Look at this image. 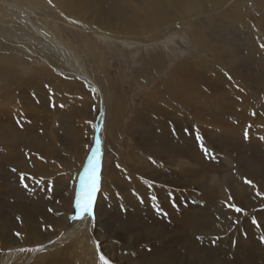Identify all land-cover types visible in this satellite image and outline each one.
I'll list each match as a JSON object with an SVG mask.
<instances>
[{
	"label": "rangeland",
	"instance_id": "obj_1",
	"mask_svg": "<svg viewBox=\"0 0 264 264\" xmlns=\"http://www.w3.org/2000/svg\"><path fill=\"white\" fill-rule=\"evenodd\" d=\"M39 1L40 2L38 4L40 10L38 11L39 13L42 12V15H40V20L42 21L43 19H46L48 17V20L50 22L46 21V23H48L50 27L49 29L56 32L58 36L61 35L64 40L69 43L70 46H74L76 48V52L80 55L82 48H80L81 50H79L78 46H87V48H85L82 52L83 60L87 68L91 69V73L95 76L97 83L101 87L102 93L106 95V100L103 105L104 118L106 119L104 128L100 130L99 134H94L93 132L92 138L86 137L85 134L86 132H88V130H91L87 122V125H85L86 127H88V129H86L87 131L85 130L86 127L84 126L82 127L84 131L81 128L78 129L81 134L82 132L84 133V137L82 135V139L86 142H91L89 150L86 153L87 155L85 154L86 156L84 163L81 166V174L83 173V169L87 164L88 157L92 155L93 149L96 148L97 138L101 143V150L99 149L98 154L100 157V183L102 181V167L106 161L105 155L107 152V144L111 145L112 143H114L117 146L118 151H108L109 154L111 153L110 157L117 156L118 160L120 159V162L123 159V167H126V159H128L127 150L131 149L133 141L131 140L130 133H126L125 131L120 133L115 129V127L108 129L109 118L110 115L113 114L118 115L121 119V116L125 114V120L128 123L129 120H131L137 113L142 110V104L147 100L156 101L155 104L158 107H161V109L158 110L156 108L155 110L154 108L151 114L152 117L148 115V117L146 118V123H144V126L141 127L138 132L144 135L146 141H148L151 145L153 144L152 146H154V144L156 146L159 145V149L157 150L161 154L178 156L175 163L171 162L170 165H167L168 167L166 166L168 168L167 171L163 170L153 161H149V163L144 161L136 162L139 164H136L138 168H140L141 166L142 169H147L151 173L154 172L152 175L153 178L150 177V179H152L153 181V183H151V188L153 191L151 195L156 198L155 200L152 199L151 195L147 194V190L143 191V193L145 194H142L143 196L141 195L140 199L134 197L133 195H131L129 188H127L128 186H125L127 185L125 183H123L122 188L127 194L126 200L128 204L126 203L124 205H119V203H117L116 205L113 204L114 206H111L109 203L103 202L104 198L102 200L100 198V207H102L106 211L109 217V221L105 226L107 230L116 228L120 225L124 229H128L132 232L134 231L136 233H139L144 231L151 236V238L149 237V241L135 243H125L121 240L112 238L104 240V238H102V244L103 246H106V250L113 254H118L119 256L125 257L126 260L131 262L132 264H188L193 262L194 260L192 259H194L195 257L197 260L201 259L202 257L201 264H264V214H262L264 213V205L262 204V201L264 203V198H260L261 189H257L258 191L252 189L253 184L247 182L248 176L245 175L247 172L246 166L254 165L257 168L261 167L262 169H264V124H262L264 122V55H262L261 58L256 53L253 54V52H251L245 44L243 45V38L241 37L242 35H240L237 30H227L220 28L202 32V35L204 34L203 36L209 44L213 42V44L208 45L211 47H206L205 49L197 51L196 49H194L191 41L189 42V40H185L183 43L186 46V51L182 49L181 56L174 60V62L172 63L173 65L163 67L164 64H160L161 66L157 67L158 71L152 72L151 68L147 64L148 61L145 58L146 56H148L149 58V55L151 56L152 53L160 51L159 46L155 45V43H159V41H155V43L153 41L148 42L149 46L145 42L140 43L137 46L135 45L134 47L123 46L118 42L116 43V41L113 42L111 40H106L105 38H99L93 32L95 30L92 27H83L81 24H79V27L75 26L74 21L70 19L71 17L69 18L67 15L57 14V12L50 6V4H47L46 0ZM103 1L106 5L107 1L109 2L107 5L109 8L110 5L113 6V4L115 3L112 0H99L100 4L102 3L100 5L101 8H103V10L105 11H107V6L103 3ZM111 1L114 3L112 4ZM165 1L167 3V0ZM246 5L247 6H245V8L248 9L250 21L253 22L257 27H259L264 20L263 6H259L250 0ZM83 10L85 9L83 8ZM84 12L86 14V11H83V13ZM142 16L143 15L141 13L140 21L143 19ZM54 22L57 23L54 24ZM213 31L214 33H212ZM187 32L189 33L188 30ZM214 34L218 35H215L216 37H214L212 36ZM209 35L211 37H209ZM219 35H221V37L218 38ZM225 41H231L232 43H227ZM10 45L11 44L1 43L0 40V94L5 91V88H7L9 79L11 80L13 78H16L20 80L25 78L26 76H29L26 70H30V67L28 66H30L29 64H31L32 61L44 63L42 59L46 58V60L48 59V62L53 64L54 67L63 65L65 68H68L67 64L63 62L62 58H58L57 56H55V54L52 55L49 52H46L45 50H43V48L41 49V47H39L35 41L31 42V46L29 45L30 47L28 46L32 50L37 51V54L35 53V55L29 54L24 48L20 49L19 47H10ZM216 45H219V47L223 49V54H219L220 56L214 55L211 51L215 48ZM4 47H6L7 49H4ZM226 48L228 50H226ZM229 51L230 53L228 54ZM11 54L12 57L9 58V55ZM195 58L204 59L208 64H210L211 67L213 66L212 68L215 70L216 75L214 77H211L206 73L200 76L199 78L206 79L199 80L198 78V82H196L197 86L192 89L196 92L192 91L190 87L184 83L183 85L181 83L178 85L175 84V90H173L171 87H168L167 85H169L170 83L166 80L168 79L169 73L171 71H174V66H176L177 64H181L183 61L187 62L188 60L191 61V59L193 60ZM234 58L236 59L234 60ZM26 60H28L29 63L26 62ZM238 63H240V65H238ZM32 64L34 66L36 65L35 63ZM240 66L242 67L241 71L244 70L242 72L244 75H242L238 71V67ZM247 66L249 68L252 67V70ZM160 68L163 69L161 70ZM51 69L54 72L55 68L52 67ZM165 69L167 72H169L168 74H164ZM247 72L252 74V76L250 74H247ZM70 78L72 77L70 76ZM72 79L75 78L73 77ZM205 81L208 82L206 83ZM241 81L244 83H242ZM16 85L18 84H15V88ZM240 85L243 87H241ZM30 86L31 87H28V90L26 91L27 94L25 93V87V89L22 90L21 95L26 97L29 96L30 101L34 103L35 108L37 107V109L35 110L40 109V113L34 116L31 119L32 121L29 119L24 124L19 123L17 118L18 116H14V118H16L14 123H12L11 121L0 122V133L3 131L6 133L8 132L7 134L10 135L18 133L17 135L22 139H17V144L7 143L10 148L7 147L8 150L5 149L6 151L3 150L6 143L3 142L5 145L0 144V228L1 224H6V232L10 236V239L12 238V241H21V235H17V233L19 232L17 230L15 231V229L21 227V218L28 219L31 222L34 232H38L40 237L44 238V235L51 234L50 231L45 230V227H43V225L40 223V220L41 218H46L47 216L52 217L54 212L56 211L55 207L59 206L61 200L67 199V193L70 185L69 182L71 181V179H73V175L76 173L73 169L69 170V181H66L63 184L62 181L57 179V185L55 184V181L53 182V184L47 183V186H45V190L42 186L39 185L34 190L35 192L31 191L32 189H30L33 186L32 184L26 182L24 184L27 185V187H25L23 182H21V179L17 176L16 171L19 168L26 169L30 168L31 165L35 167V163L32 162L33 158L30 155V152H32V147L27 145V141H31L29 140V137H39L42 129H44L43 126L45 125L48 130L51 131L52 129L53 136L60 138H62V136H65V132L61 130V122H55L58 118L56 116L58 115L57 112H60V105H58L59 103L51 102L52 96L50 95V92L48 90L42 91V89H40L38 93H36V88H34L35 85H33L34 87L32 85ZM81 89V92H84L87 99H89V103L84 108L80 107L79 104L78 107L76 106L77 108L75 109V111L78 112L77 115H79L81 112L84 113V111L91 114L95 111L96 97L93 91L88 89L87 87L82 85ZM242 90L244 93L242 92ZM197 91L203 93L206 96H215L214 103L212 102L213 104H211L208 109L203 108L202 110L204 116H207L209 118V121L215 126L214 128H209L208 131L206 128L207 126H204V124H200L201 133L199 132V134H202V138H206V142L203 145L206 151L201 147L202 144H199L196 133L194 135L191 131L188 130L186 134L184 133V129H186V127L188 129L191 128V120H198L196 119L197 117H186V114L190 113V116H192V113H194L192 109L193 107L195 108L196 98L199 97L196 96ZM239 92L241 93L239 94ZM190 94L192 97L190 96V98H188V95ZM150 95H154V97H152L153 99L150 98ZM177 99L178 103H176ZM175 105L177 108L175 107ZM163 107L167 112V117L164 121L160 122L162 116L160 115L159 117V112L162 113ZM248 110L250 112L254 111L255 114L252 116L248 115ZM260 111L262 113L261 116H263L262 118L260 117V122L263 127L260 131L261 136H253V134H256V131H253L252 128H257V126H253V123L259 117ZM178 113L181 117L182 115H186L184 116L185 118L183 119L182 124L184 128L182 126H179V123V128L176 125L177 119H175V116L177 118ZM156 115L158 116V118ZM248 117L251 118L252 122ZM71 119H73L72 116ZM185 119H187L189 123H185ZM174 122L175 124H173ZM173 125H175L176 129H181L180 133L183 136L182 139L191 138L192 140L187 141L183 145H181V143L177 144L176 141L172 140L174 139ZM249 132L252 133L249 134ZM188 133H190L192 136H190V134L188 135ZM245 133L249 135H247L246 137ZM70 135H66V141L73 143L72 141H69L71 139ZM210 144H212V146H210ZM84 146L85 144L78 150L83 152ZM53 149H56V145L53 147ZM207 150L211 154H209ZM69 159L70 157L67 156V160ZM71 161L73 162V159ZM243 164L245 165L244 173L240 169L241 165ZM154 165H156L157 167ZM128 169L131 171V166H129ZM178 171L185 172V174H183L182 176V174L180 173V175ZM59 172H62V170ZM214 175L215 177H213ZM80 176L81 175L79 174L77 182ZM163 176L169 181L180 180V182H184L188 180V178H193L199 180L200 184L202 185L199 186L200 184H196L194 186V191H192V193L190 194L187 193V195L186 192H183L184 189L182 187H175L174 185L169 183H163V185H160L158 179L163 178ZM261 181L264 182L262 179ZM253 182L256 183V181ZM232 189L233 191H231ZM235 194L238 196L242 194L241 196H243L245 200L247 199L248 202H250L252 205L250 204V206L249 204L247 205V203H244V199L240 200L242 202L241 205L233 204L236 198L234 197ZM255 197L258 199H254ZM253 202H255L257 206ZM253 204L255 206H253ZM233 205L235 207H233ZM97 206L98 204H96L95 208L93 209V220H95V214H97ZM236 208H240L241 211H236ZM220 210L224 211L221 212ZM75 214L76 212L73 211L69 213L70 223H72L73 220L76 221V218H74ZM175 217L177 220L175 219ZM247 221L249 224L247 223ZM224 226L227 227L228 230H226ZM105 228L101 229L100 235L106 234L107 230ZM86 233H88V231H86V228H84L82 233L83 237L81 235H77L71 238L70 250L71 252H73V254L70 253V256L72 254L73 260H76V262L74 263L73 261H70L67 264H77L78 261V264H101L99 260V256L101 254H98L97 257L93 260H89L87 257H85L89 253L90 246L93 242L92 240L94 239L93 234H91V236H87ZM218 240H220V242H218ZM82 245L83 247H81ZM122 248L123 250H121ZM48 250L49 252H54V244L53 247L49 248ZM81 250H83V252ZM174 250L176 251V253ZM22 251L19 252L18 256H16L17 258H19L11 260L10 264H27V262L28 264H36L33 261L31 262L30 260L34 252L33 248L25 249L23 252ZM26 253L28 254L26 255ZM78 253H80V258L78 257ZM37 255H42V251ZM107 259L111 262V264H120L114 259ZM59 261H61L62 263L56 262V264H65V262L62 261L61 257H59ZM38 262L41 264H48L47 262L40 260Z\"/></svg>",
	"mask_w": 264,
	"mask_h": 264
},
{
	"label": "bare ground",
	"instance_id": "obj_2",
	"mask_svg": "<svg viewBox=\"0 0 264 264\" xmlns=\"http://www.w3.org/2000/svg\"><path fill=\"white\" fill-rule=\"evenodd\" d=\"M46 1H47V4H50V6L57 12V14L67 15L69 18L71 17L70 19L72 21H74L75 26L79 27V24H81L83 27H89V28L92 27L95 30L93 32L99 38L100 37L105 38L106 40H111L113 42L116 41V43L118 42L119 44H122L123 46H129V47H134L135 45L137 46L140 43H144V42L147 43V45L149 46L148 42L153 41L155 43V41H159V43L156 42L155 45L159 46L160 51H158L156 53H152L151 56L149 55V58H148V56H146V58H145V59H147V61H148L147 64L151 68L152 72L158 71L157 67L161 66L160 64H164L163 67H168V66L173 65L172 63L174 62V60L176 58H178L179 56H181L182 49L184 51H186V48H185L186 46L183 43L185 40H189V42L191 41L194 49H196L197 51L205 49L206 47H211L208 45L213 44V42L211 44H209L207 42V40L205 39V37L203 36L204 34L202 35V32H207L210 30H215V29H220V28L227 29V30L228 29L229 30H232V29L237 30L238 33L240 35H242L241 37L243 38V45L245 44L246 47L251 52H253V54L256 53L261 58H262V55H264V47H262V45H264V36H263V34H264V20H263V23L259 27H257L253 22L250 21L248 9L245 8V6H247L246 4H248L249 0H167V3L165 0H138V3H137V0H132V1L131 0H112L115 3L111 1L112 4L113 3L114 4H113V6L109 4L110 8L107 6L109 2L107 1V5H106L103 1V3L107 6V11H105V10H103V8H101L100 5L102 3L100 4L99 0H92V1L91 0H46ZM250 1H253L255 4H257L259 6H263V8H264V0H250ZM39 2H40L39 0H0V40H1V43L11 44L10 47L11 46L17 47V48L19 47L20 49L24 48V49H26V52H28L29 54L35 55V53L37 51L29 48L31 46V42L35 41L36 44L39 47H41V49L43 48V50H45L46 52H49L52 55L55 54V56H57L58 58L59 57L62 58L63 62L67 64L68 68H65L63 65L59 66V67H54L53 64L48 62V59L46 60V58H43L42 60L44 61V63L32 61V63H35L36 65L34 66L32 63H31L32 65L29 64L30 66H28V67H30L29 68L30 70H26L27 74L29 75L28 77L26 76L25 78L20 79V80L16 79V78H13L11 80L9 79L8 86H7V88L8 87L9 88L8 89L5 88V91L2 92V94H0V100L2 102V103L0 102V122L11 121L12 123H14L15 119H16V118H14V116H18L17 117L18 121H19V123H22V124L26 123L27 120H29V119L31 120L34 116H36L37 114L40 113L39 112L40 109L35 110V109H37V107L35 108V105L32 101H30L29 96L26 97V96L21 95L22 90H24L26 87V89H25V93H26V91L28 90V87H31L30 85H32V86L35 85V87L34 86L33 87L36 88L35 89L36 93H38V91L40 89H42V91L48 90L50 92V95L52 96L51 102L59 103L58 105H60V112H57L58 115H56V116L58 118L55 122H57V123H58V121L61 122V124H60L61 130L63 132H65V134H64L65 136H62V138L55 137V136H53L52 129L50 131L47 129L46 125L43 126L44 129H42V132L40 133L39 137H36V136H35V138L29 137V140H31V141H27V145L32 147V152H30V155L33 158L32 162L35 163V167L31 165L30 168H26V169L19 168L16 171L17 173L16 172L15 173L21 179V182H23V184L26 182H29L30 184L33 185L32 188H30V189H32L31 191H33V192H35L34 190L39 185L42 186L44 190H45V186H47V183L53 184V182L55 181V184L57 185V179L62 181L63 184L66 181H69L70 180L69 175H68L69 170L73 169L76 173L73 175V179H71V181L69 182L70 183L69 190H68V193L66 192L67 196H68L67 199L61 200L59 203V206L55 205L56 211L54 212L52 217H50V216L46 217V215H45L46 218H41V220H40V223L43 225V227H45V230L50 231L51 234L44 235V238L40 237L38 232L37 233L34 232V229L31 225V222L26 218H24V219L21 218V221H20L21 227L18 229H15V231L17 230L19 232V234L21 235V237L19 236L21 238V241L20 240L19 241H16V240L12 241V238L10 239V236L6 232V229H5L6 224H1V228H0V260L1 261H0V264H10L11 260L17 258L16 256H18L19 252H21L22 250L24 251L25 249H32V248L34 249V252H33L32 256L30 254V256H31L30 260H31V262L33 261L36 264H41L38 262L39 260L47 262L48 264H56V262H61V261H59V257H61L62 261H64L65 264H67L70 261L71 262L73 261L75 263L76 260H73V257H72L73 252H71V250H70L71 238H73L77 235L82 236L84 228H86V231H88V233H86L87 236H91V234L94 235L93 236L94 239L92 240L93 241L92 245L90 246V251L87 254V256L84 255L85 257H87L89 260H93L97 257L98 254H103L104 256H106V258L114 259L117 262H119L120 264H132L131 262L127 261L125 257L119 256L118 254L116 255V254H113V253L107 251L106 246H103V244H102L103 243L102 238H104V240L108 239V238H112V239L121 240L125 243H130V242L135 243V242L149 241V237L151 238L150 234H147V232H144V231L139 232V233L138 232L136 233L134 231L132 232L128 229H124L120 225L116 228L107 230L105 228V226L107 225V223L109 221V217H108V214L106 213V211L102 207H100V203H101V200L104 198L103 202H107L111 206H114L117 203H119V205L120 204H122V205L126 204L127 203V200H126L127 194L125 193V191L122 188L123 183L127 184L125 186H128L127 188H129L131 195H133L134 197H137L138 199H140V196L142 194H145V193H143L144 190H147L148 191L147 194H149V195H151L153 193L152 188H151V183H153V181H152V179H150V177H152L154 172L151 173L147 169H142L141 166H140V168H138L136 166V164H138V163H136L137 161L138 162L144 161V162H148V163H149V161H153L155 164L160 166L165 171L168 170L167 165H170L171 162L175 163L177 161L178 156L161 154L157 150V149H159V147H158L159 145L156 146L154 144V146H152L153 144L151 145L148 141H146V138L144 137V135H142L141 133L138 132L139 129L144 126V123H146V118L148 117V115H150L152 117L151 114H152L153 109L155 108V110H156V108H157L158 110H160L161 107H158L155 104L156 101L147 100V101L143 102L142 110L139 113H137L131 120H129L128 123L125 120L126 119L125 114L121 116V119L119 118L118 115H113V114L110 115L108 129L115 127V129L118 130L120 133H122L124 131L126 133H130L131 140L133 141L131 149L127 150L128 151V154H127L128 159H126V167H123V164H122L123 159L120 162V159L118 160L117 156L114 155L115 157H110L111 153L109 154L108 151H110V152H111V150H117L118 151L117 146L114 143H112L111 145L107 144V147H106L107 152L105 155L106 161L102 167V179H101L102 181L100 183V180H99V187H98V191L95 193V198H94V203H93V208H92V212H93L95 205L98 204L97 209H96L97 214H95L96 215L95 220H93V215L85 214V215H83L82 218H76V221L71 219V220H73V222L70 223L69 222V218H70L69 213L71 211L76 212L74 199H75V190L77 187V184H76L77 178H78L79 174L81 175V172H82L81 166L84 163L85 156L87 155L86 153L88 152L89 146L91 143L88 141L86 142L85 140L82 139V135L84 133L82 132V134H81V132L78 129L81 128L83 130L82 127L83 126L86 127L85 125H87L86 124V122H87L88 126L91 128V130L90 131L88 130V132H86L85 134H86V137L92 138L93 132H94V134H99L100 130L102 128H104V124H105L106 119L104 118L103 105H104L105 100H106V95L104 93H102L101 87L97 83L95 76L91 73V69L87 68V66L83 60L82 52L85 48H87V46L86 47L84 45L78 46L79 50H81L80 48H82L81 55H80L76 52V48L74 46L73 47L70 46L69 43L66 42L61 35L58 36V34L56 32L49 29L50 27H49L48 23H46V21L50 22L48 20V17L46 19H43L45 21L40 20L41 19L40 15H42L41 14L42 12L39 13V11H38V10H40L39 4H38ZM81 5L85 10H83ZM43 11H44V9H43ZM83 11H86V14H85V12L83 13ZM141 13L143 15L142 16L143 19L140 21V19H141L140 14ZM47 16H48V14H47ZM56 23L57 22H54V24H56ZM187 30L189 31V33L187 32ZM231 32H233V31H231ZM212 33H214V31ZM215 35L216 34H214L212 36L216 37L218 34L216 36ZM221 35H219L218 38L221 37ZM209 37H211V36L209 35ZM214 42H216V41H214ZM225 42H227V41H225ZM227 45H229V44H227ZM228 47H230V46H228ZM234 48H236V47H234ZM4 49H7V48L4 47ZM221 49L222 48L219 47V45H216L215 48L212 49L211 51L214 55L220 56L219 54H221V55L223 54V52H222L223 49L222 50ZM226 50H228V49L226 48ZM229 53H230V51L228 52V54ZM236 54H238V53H236ZM39 55H41V54H39ZM238 55H240V54H238ZM11 57H12V54L9 55V58H11ZM249 57H250V55H249ZM235 59L236 58H234V60ZM26 62H28V60H26ZM233 62H238V61H233ZM240 63H238V65H240ZM51 66L53 68H55L54 72L52 71ZM174 67H175L174 71H171L169 73L165 69V73H164V74L169 73L168 79L166 81H168L170 84L167 86L171 87L173 90H175V88H174L175 84L178 85L180 83L182 85H183V83L188 85L190 87V89L192 90L197 86L196 82H198V78L200 76H202L203 74L207 73V75H209L211 77H214L216 75L215 70L212 68L213 66L211 67L210 64H208L204 59L195 58L193 60L191 59V61H189V60L187 62L183 61L181 64H177ZM251 68H249V69H251ZM160 69L162 70L163 68H160ZM238 69L237 70L239 71V73L244 75L242 73L244 70L241 71L242 67L240 66V67H238ZM26 71H24V72H26ZM247 74H250V73L247 72ZM250 75L252 76V74H250ZM70 76L72 78L74 77L75 79L70 78ZM203 79L204 78H202V79L199 78V80H203ZM250 81H253V80H250ZM242 83H244V82H242ZM15 84H18V85H16V88H15ZM82 85L93 91V93L96 97L95 111L92 112L91 114L89 112L84 111V113H83L80 111L81 113L79 115H77L78 112H76L75 109L78 107V105L80 104V107L84 108L89 103V99H87V97L85 96L86 94L84 92L83 93L81 92ZM241 87H243V86H241ZM239 89H241V88H239ZM192 91L196 92L195 90H192ZM242 92H243V90H242ZM23 93H24V91H23ZM240 93L241 92H239V94ZM234 94H235V92H234ZM150 96H149L150 98L154 97V95H150ZM190 96H191V94L188 95V98H190ZM196 96H199V97L196 98V103H195L196 105H195V108L193 107V109H192L194 111V113H192V116H190L191 115L190 113H188V114L185 113L187 116L182 115V117H181L180 114L178 113V117L176 118V116H175V119H177V124H176L177 127L179 124H180L179 126L183 127L182 124H183V119L185 118L184 116H186V117H188V116L189 117H197L196 119H198V120H195V121L191 120V122H192L191 128L188 129L186 127V129H184V131H185L184 133L186 134L187 130L191 131L194 135L196 133L197 136L201 137V139H198L199 144L204 145L206 142V138L205 137L202 138V134L201 135L199 134V132L201 133L200 124H204V126H207L206 127L207 130L209 128L210 129L214 128L215 126L213 123H211L209 121V118L207 116H204L202 110H203V108L208 109V107H210V105L214 103L215 96L214 97L206 96L199 91H197ZM176 101H177L176 103H178V99ZM101 105H102V107H101ZM118 105H120V104H118ZM175 107H176V105H175ZM166 114H167V112L165 111V108L163 107L162 113L159 112V117H160V115L162 116V119L160 120V122H162L166 119V117H167ZM254 114H255L254 111L248 112V115L252 116ZM261 115H262V113L260 111L259 117L253 123L254 124L253 126H257V128H252L253 131H256L255 132L256 134H253V136H255V135L261 136L260 131L263 128L262 124H264V122L262 124L260 122L261 118L263 117ZM71 116L73 117V119H71ZM257 116H258V114H257ZM157 118H158V116H157ZM248 118H250V117H248ZM249 120L251 121V118ZM47 121H48V119H47ZM157 123H155V124H157ZM185 123H189V121L187 119H185ZM173 124H175V122ZM29 125H31V124H29ZM124 125H125V128H124ZM171 125H172V123H171ZM158 127H160V126H158ZM173 127H174V131H173L174 136L173 135L172 136L174 139H172V140L176 141L177 144L181 143V145H183L187 141L192 140L191 138L182 139L183 136L180 133L181 129H176L175 125H173ZM163 128H164V126H163ZM169 128H171V127H169ZM86 129H88V127H86L85 130ZM7 133L4 131L0 133V144L5 145L3 142L6 143L5 148L4 149L2 148L3 150H5V149L8 150L7 147H9V145L7 143H11V144L16 143L17 139H21V137H19L17 135L18 133H14V134L11 133L12 135L7 134ZM210 133H212V132H210ZM251 133L249 132V134H251ZM67 134L68 135L71 134L70 136H71L72 140L70 139L69 141H72L73 143L66 141L65 137ZM189 134L190 133H188V135ZM249 134H247V135H249ZM190 136H192V135L190 134ZM83 137H84V135H83ZM212 137H210V138H212ZM225 137H227V136H225ZM157 139H158V137H157ZM116 140H119V139H116ZM97 141H99L98 138H97L96 142ZM44 143H47V144H44ZM84 144H85L84 151L83 152L79 151L78 149L82 148ZM100 144H99V149H100ZM55 145H56V149L58 152L56 151V149L55 150L53 149V147ZM51 146H52V148H51ZM210 146H212V144H210ZM96 147H97V143H96ZM203 148H205V147L203 146ZM207 152L209 154H211L208 150H207ZM112 153H114V152H112ZM98 154H99V152H98ZM67 156L70 157L69 160H67ZM72 159H73V162L71 161ZM181 161H184V160H181ZM142 164H146V163H142ZM175 165H178V164H175ZM256 165H258V164H256ZM129 166H131V168H132L131 171L128 169ZM154 166H156V165H154ZM244 166L245 165L243 164L240 167V169L242 170L243 173L245 172ZM59 168H61V169H59ZM61 170H62V172H59ZM234 170H237V169H234ZM182 171H185V170H182ZM187 171H188V169H187ZM246 171L247 172L245 175L248 176L247 180L251 181V183L253 184L252 189H255V190L261 189V191L259 190L260 194H261L260 198H264V182L261 181V179L264 181V169H262L261 167L257 168L254 165H250V166H246ZM178 172H179V174L181 173L182 176H183V174H185V172H180V171H178ZM160 174H161V172H160ZM234 175H235V173H234ZM99 177H100V174H99ZM213 177H215V175ZM158 180H159L158 182L160 183V185H163V183L164 184L169 183V184L174 185L175 187H182L184 189L183 192H186V194L192 193V191H194V186L196 184L197 185L200 184L199 180H196L193 178L192 179L188 178V180H186L184 182H182V181L180 182V180L179 181H169L167 178H165L163 176V178L158 179ZM252 180L256 181V183H254ZM29 183H27V184H29ZM45 183H46V185H45ZM100 184H101V186H100ZM201 185L202 184H200L199 186H201ZM24 186H25V184H24ZM249 186H251V185H249ZM153 187H154V185H153ZM169 189H170V187H169ZM231 191H233V189ZM237 194H239V193H237ZM241 195L238 196L235 194L234 197H236V198H235L233 204H237V205L242 204V202L240 200L241 199L243 200L244 197ZM151 197L154 200L156 199L152 195H151ZM100 198H101V200H100ZM254 199H258V198L255 197ZM214 200H215V198H214ZM197 201H198V199H197ZM243 201H245L244 203H247V205L251 204L250 202H248L247 199L246 200L244 199ZM226 202H227V200H226ZM255 202H253V203H255ZM262 204L264 205L263 201H262ZM253 206H255V205L253 204ZM256 206H257V204H256ZM220 208H221V205H220ZM259 209H261V208H259ZM259 209H256V210H259ZM177 210H179V209H177ZM223 211H221V212H223ZM159 212H161V211H159ZM262 214H264V213H262ZM73 215H74V213H73ZM189 217H190V215H189ZM178 218H180V217H178ZM175 219H176V217H175ZM236 219H237V217H236ZM247 223H248V221H247ZM252 224H253V222H252ZM93 226H94V228H93ZM259 226H261V225H259ZM102 228H105L107 230L105 235L104 234L100 235V231ZM225 228H226V230H228L227 227H225ZM262 233H263V231H262ZM258 236H259V234H258ZM158 238H159V236H158ZM220 238H221V236H220ZM152 239H155V238H152ZM215 240H216V238H215ZM121 241H118V242H121ZM218 242H220V240H218ZM231 242H232V240H231ZM53 244L55 246V251L49 252L48 249L52 248ZM233 244H234V242H233ZM81 247H83V245ZM121 250H123V248ZM30 251H27V252H30ZM41 251H42V255H37L38 253H41ZM81 251L83 252V250H81ZM187 251H188V249H187ZM70 253H72L71 256H70ZM175 253H176V251H175ZM177 253H179V252H177ZM27 254L28 253H26V255ZM79 255H80V253H78V257L80 258ZM62 257H65V258H62ZM78 257H77V259H78ZM207 258H208V256H207ZM201 259H202V257H201ZM201 259H199L200 260L199 261L195 257L194 259H192L194 261L191 263H188V264H201ZM173 260H174V258H173ZM208 260H209V258H208ZM78 262H77V264H78ZM181 262H182V260H181ZM27 264H28V262H27ZM163 264H166V263H163ZM181 264H183V263H181Z\"/></svg>",
	"mask_w": 264,
	"mask_h": 264
},
{
	"label": "snow or ice",
	"instance_id": "obj_3",
	"mask_svg": "<svg viewBox=\"0 0 264 264\" xmlns=\"http://www.w3.org/2000/svg\"><path fill=\"white\" fill-rule=\"evenodd\" d=\"M264 47V45H262ZM247 137V133H245ZM197 139H201V137L197 136ZM99 144L97 141V147L93 149L92 155L88 157L87 164L83 169V175L81 176V187L80 191H78L75 195V209L76 214L74 218H82L83 215H93L92 208L95 198V193L98 191L99 187V168H100V157L98 155L99 152ZM203 147V145H201ZM206 151V150H205ZM251 183V181H247ZM27 187V185H25ZM233 207H235L233 205ZM236 211H241L240 208H236ZM19 235V233H17ZM99 260L101 264H111V262L101 254L99 256Z\"/></svg>",
	"mask_w": 264,
	"mask_h": 264
},
{
	"label": "water",
	"instance_id": "obj_4",
	"mask_svg": "<svg viewBox=\"0 0 264 264\" xmlns=\"http://www.w3.org/2000/svg\"><path fill=\"white\" fill-rule=\"evenodd\" d=\"M77 185L79 186V185H81V179H80V181L79 182H77Z\"/></svg>",
	"mask_w": 264,
	"mask_h": 264
},
{
	"label": "crops",
	"instance_id": "obj_5",
	"mask_svg": "<svg viewBox=\"0 0 264 264\" xmlns=\"http://www.w3.org/2000/svg\"><path fill=\"white\" fill-rule=\"evenodd\" d=\"M203 148V147H202ZM203 149H205V148H203ZM206 150V149H205Z\"/></svg>",
	"mask_w": 264,
	"mask_h": 264
}]
</instances>
